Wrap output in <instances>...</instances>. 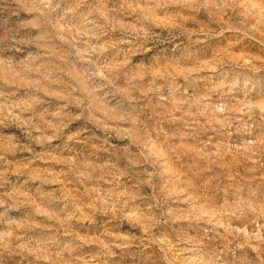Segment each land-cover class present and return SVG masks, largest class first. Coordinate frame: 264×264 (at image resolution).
<instances>
[{"label":"rangeland","instance_id":"374dc122","mask_svg":"<svg viewBox=\"0 0 264 264\" xmlns=\"http://www.w3.org/2000/svg\"><path fill=\"white\" fill-rule=\"evenodd\" d=\"M0 264H264V0H0Z\"/></svg>","mask_w":264,"mask_h":264}]
</instances>
